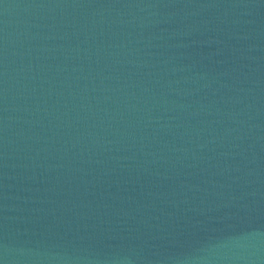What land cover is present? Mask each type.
<instances>
[{"label":"water","instance_id":"water-1","mask_svg":"<svg viewBox=\"0 0 264 264\" xmlns=\"http://www.w3.org/2000/svg\"><path fill=\"white\" fill-rule=\"evenodd\" d=\"M0 264H264V0H0Z\"/></svg>","mask_w":264,"mask_h":264}]
</instances>
